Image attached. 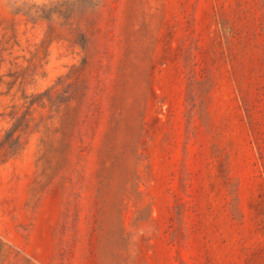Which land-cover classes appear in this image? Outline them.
I'll return each instance as SVG.
<instances>
[{"label": "rangeland", "instance_id": "obj_1", "mask_svg": "<svg viewBox=\"0 0 264 264\" xmlns=\"http://www.w3.org/2000/svg\"><path fill=\"white\" fill-rule=\"evenodd\" d=\"M0 264H264V0H0Z\"/></svg>", "mask_w": 264, "mask_h": 264}]
</instances>
